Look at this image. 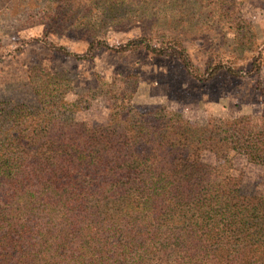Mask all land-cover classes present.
Returning <instances> with one entry per match:
<instances>
[{"label": "trees", "instance_id": "1", "mask_svg": "<svg viewBox=\"0 0 264 264\" xmlns=\"http://www.w3.org/2000/svg\"><path fill=\"white\" fill-rule=\"evenodd\" d=\"M148 35L118 46L91 38L85 54L141 47L196 77L241 74L216 51L203 73L181 38ZM40 78L36 105L0 109V264H264V188L245 182L249 165L264 169V108L257 128L247 114L187 125L131 115L117 98L95 123L61 113L78 101L60 77ZM206 151L228 177L214 179Z\"/></svg>", "mask_w": 264, "mask_h": 264}, {"label": "rangeland", "instance_id": "2", "mask_svg": "<svg viewBox=\"0 0 264 264\" xmlns=\"http://www.w3.org/2000/svg\"><path fill=\"white\" fill-rule=\"evenodd\" d=\"M148 34L154 44L165 34L181 38L203 73L209 52L216 51L241 74L196 77L177 56L141 47L85 54L91 38L118 46ZM43 71L60 77L66 98L78 101L61 112L78 119L103 123L120 98L134 116L214 126L247 114L257 128L264 108L258 87H264V0H0V109L36 105L35 81ZM203 157L213 164L214 179L228 177L223 159L208 151ZM246 171V187L262 190L264 169L249 165Z\"/></svg>", "mask_w": 264, "mask_h": 264}]
</instances>
